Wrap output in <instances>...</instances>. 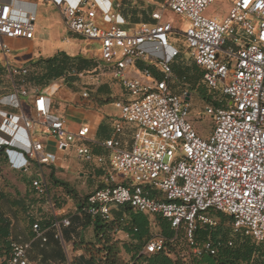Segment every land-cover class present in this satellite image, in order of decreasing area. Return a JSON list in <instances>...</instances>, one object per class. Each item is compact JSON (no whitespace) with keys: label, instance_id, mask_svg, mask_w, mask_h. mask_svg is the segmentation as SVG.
<instances>
[{"label":"built area","instance_id":"1","mask_svg":"<svg viewBox=\"0 0 264 264\" xmlns=\"http://www.w3.org/2000/svg\"><path fill=\"white\" fill-rule=\"evenodd\" d=\"M142 1L152 8L149 22L132 21L135 0L130 6L123 0H0V54L11 87L0 95V155L9 158L13 169L28 173L31 166L37 168L32 190L38 198L48 197L52 210L44 169L57 163V154L43 138L52 139L57 152L75 146L79 159L97 166L107 162L112 177L76 210L84 221H111L119 206L161 216L176 237L184 234L197 258L216 255L219 246H233L232 239L223 243L210 234L198 238L200 230L218 229L220 214L232 219L233 235L264 242V0H235L222 19L204 15L216 0ZM39 3L56 5L73 35L101 46L95 67L68 71L53 80L50 91L55 93L56 84L69 76H86L101 85V76L108 75L130 96L114 101L118 121L111 136L96 144L107 157L94 152L89 127L72 131L65 118L52 115V93L32 87L28 80L31 63L9 61L16 42L35 38ZM176 34L181 35L180 47L171 42ZM182 55L193 59L203 74L206 113L214 122L206 137L189 118L192 94L186 77L173 68ZM178 85L184 87L181 93ZM22 98L32 99V118L12 112L22 109ZM128 124L136 127L129 150L119 140ZM53 216L49 228L38 220L31 225L30 240L12 233L9 252L0 246V264H37L30 258L32 244L45 245L50 230L70 248L64 230L72 227V218ZM72 240H78L76 234ZM164 246L165 239L156 235L142 253L153 255ZM67 263L73 261L68 258Z\"/></svg>","mask_w":264,"mask_h":264},{"label":"rangeland","instance_id":"2","mask_svg":"<svg viewBox=\"0 0 264 264\" xmlns=\"http://www.w3.org/2000/svg\"><path fill=\"white\" fill-rule=\"evenodd\" d=\"M130 5V0H126L125 6ZM229 8L230 5L227 3V1L216 0L209 8H207V10L204 12V15L206 17L224 16L228 13ZM151 11L152 8H144L138 9L136 10V12L134 11L136 15H134L133 12L132 14L134 15V18L138 19V21L147 22L151 21ZM132 21L135 22L136 19H132ZM181 26L182 28L184 27L183 24H181ZM179 39H181V35L176 34L173 36V40L171 42L174 46L180 47L182 45ZM100 51L101 46L98 43H91L78 36H75L67 29L64 19L62 18L59 9L56 5L51 3H40L37 9L35 38L31 41V43L25 40L16 42L12 54L9 56V61L11 64L14 65L26 64L29 61H34L33 66L37 70L40 68L38 62L39 60L37 59H48L59 52H64L70 55L71 57L84 56L86 59H93L94 56L99 55ZM26 54L28 55L26 56ZM175 63V70L179 73V75H181L183 72H185L186 74L187 72V74H190L191 76H194L193 78H195V87L197 88L190 89L192 99L190 101L191 108L189 118L195 128L200 132V134L203 137H206L212 131L214 127V122L213 119L206 113V104L204 98L207 96L208 93L205 94L203 90L206 89L205 84L202 82L203 74L199 71L194 60L185 55L179 57ZM0 67L3 69L5 68L4 59H0ZM52 82L53 80L49 79L48 77L45 80H38V84L47 86V90L51 86H53ZM68 86H72L71 82L68 83ZM183 90L184 87L180 85H178L176 88V91L179 93H181ZM52 100L55 106L57 107H59L62 103L58 96H54ZM134 133L135 131L133 130V127L129 126L127 128L126 134L133 136ZM37 134L39 133L37 132ZM43 143L48 148L47 144L49 142L46 141L45 138H43ZM70 160V157L66 158V161ZM73 161L78 162L74 159ZM44 170L45 173L48 174L47 168H45ZM0 172L2 173V180L0 182V193H3L7 197H11L14 199H17L18 197L23 199L22 197H28L32 195V193L30 192L29 182L31 176L37 172V168L35 166H31L30 171L28 173L18 172L10 168L7 159H2L0 160ZM48 184L50 194L49 197L52 198L51 187L53 186V183L49 181ZM24 186H26V188H22ZM56 198L57 197H55L52 201V205H55L56 207L54 206V210H52L51 206L49 208V212L47 213H41L43 212V209L40 208L38 201L32 199H29V202H25L24 200H22L24 201L23 205L15 207L18 208V213H6V219L10 222V224L13 225L11 229L14 236L17 239L21 237V240L31 239L32 235L30 232V227L34 223H32L31 219L41 221L40 223L42 224V226L44 225L46 226V228H49L53 223L52 213H57V208L62 207V205L64 204V202H60L59 200H56ZM45 203H47V201ZM74 204H78V201H75ZM112 213L113 220L110 222H113L115 225L114 229L111 231L110 234L111 238L113 239L112 242H118V245L120 246L122 251L123 260L128 264H133L131 256L127 254L122 248L124 243H130L132 241V237L127 233L126 230H124L126 227H130L131 225L129 216L127 214L122 215L123 213H126V208L119 206L117 208H114ZM115 214L122 216L116 217ZM219 218L224 224V226L222 227V233H225L223 236L224 238L232 239L235 243L243 239H247L245 237H242L241 235L232 234L230 218L222 215H219ZM85 223L87 225H90L88 219L85 220ZM160 226L161 225L159 219L156 220L154 217H150V235L145 241L144 246L148 240H150L156 235L161 234ZM49 233H51L54 237L55 233L53 230H50ZM83 240L84 242L94 241V244L91 245V249L87 250L88 252L84 251L83 253H81L77 252V249H84H82L79 244L77 246L67 248V250L56 239H54V241L50 239L49 244L46 245V247L44 248L45 251H47V253H51L54 249H61L64 255V260L53 257H49L48 261L46 259L42 260L41 256L44 254L42 251L43 248H41L40 243H38V245H34V248L31 252V260L32 262L37 264H51V261L56 262L57 264H68L67 260L68 258H70V260L73 261V263L75 264L76 261H78L81 257H84V255L86 254H88L89 257L93 255L96 257L104 258L103 254H98L94 248L97 245V240L95 238V234L92 228L86 230ZM75 247H77V249H75ZM89 247L90 246H88L87 248ZM176 251L179 253V255H183V253L188 252L187 249L180 246L176 248Z\"/></svg>","mask_w":264,"mask_h":264},{"label":"crops","instance_id":"3","mask_svg":"<svg viewBox=\"0 0 264 264\" xmlns=\"http://www.w3.org/2000/svg\"><path fill=\"white\" fill-rule=\"evenodd\" d=\"M126 0H123L125 4ZM232 7V4L235 0H224ZM40 4V3H39ZM149 8L147 4L142 0H135L134 9H144ZM229 8V10H230ZM133 9V10H134ZM60 12V11H59ZM229 13V11H228ZM227 13V14H228ZM61 14V13H60ZM215 16L220 19L225 16ZM19 42V41H18ZM31 43V41H29ZM90 42V41H89ZM93 43V42H91ZM28 54H26L27 56ZM0 58L3 59V56L0 54ZM96 56L93 57V59ZM27 63H30L27 62ZM100 80L102 84H93L88 81V78L81 77L77 80L71 81V87L68 86L69 82H61L59 81L56 84V91L52 93L50 89L39 87L40 89L47 90L52 93L50 97V110L53 116L63 117L66 119L67 126L72 131H77L79 128L83 126H87L90 128V138H92L95 143L94 152L97 154H101L107 157V151L103 148L97 147V143L102 142L109 138L113 132L114 126L118 121L120 112L114 106L115 100H128L130 96L123 89V87L112 80L110 76H101ZM53 83V82H52ZM3 85H9L8 81H5ZM35 84L31 82V86L34 87ZM36 86V85H35ZM9 87H0V95L4 93H9ZM85 91L89 92V97H83V93ZM54 96H58L62 101L59 107L55 106L53 102ZM32 99L30 98H22L21 104L22 109H13L12 112L19 114H25L27 117L32 118L34 116ZM131 126L133 130H136L134 125L128 124L124 127L123 131L119 134V140L121 141L122 147L124 149H131L133 136L126 134L127 128ZM134 135V134H133ZM49 143L48 150L50 152H56L57 154V163L53 166H46L48 170V180L53 183L52 188V198L51 201L55 197L56 200L60 202H64L62 207L57 208L59 219L64 217H71L73 226L69 229H66V242L70 244V247H73L72 235L78 234L79 238L82 240L84 238V234L87 229H93L92 225L86 226L84 224V220L76 216V210L80 203L83 201L85 197L94 192L99 188H103L106 186L107 180L112 177V173L107 165V162L102 166H97L94 164L87 163L78 158L75 146L71 149L64 152L55 151V144L52 139L47 140ZM70 157V161H66V158ZM2 159H7L9 165V158L3 156ZM77 160L78 162L73 161ZM11 168V167H10ZM18 172H22L18 169H13ZM1 173V172H0ZM6 173V172H5ZM2 174V173H1ZM7 174V173H6ZM53 174V179H52ZM34 175V174H33ZM32 175V176H33ZM31 176V178H32ZM31 178H30V192L32 195L28 197H18L17 199L8 197L9 200L12 201H21L22 203L29 202V199L37 200L40 208L43 209L41 213L49 212V208L51 207L50 200L48 198H38L35 195V192L31 187ZM2 180V179H1ZM0 180V182H1ZM55 180V181H54ZM57 181V182H56ZM15 182V181H14ZM67 187H65V185ZM26 188V186L22 187ZM24 200V201H22ZM47 203H45L46 201ZM78 201V204H74V202ZM49 205V206H48ZM65 211V212H64ZM6 213H18V208H10L8 211H4ZM53 214V213H52ZM55 219V216H53ZM77 235V237H78ZM94 244V241H85V245ZM92 248V247H91ZM77 252L83 253V250L77 249Z\"/></svg>","mask_w":264,"mask_h":264},{"label":"trees","instance_id":"4","mask_svg":"<svg viewBox=\"0 0 264 264\" xmlns=\"http://www.w3.org/2000/svg\"><path fill=\"white\" fill-rule=\"evenodd\" d=\"M136 10L138 9H134L132 11L134 15H136L135 14ZM134 15L132 19H136L135 23L140 22L138 21L137 18H134ZM37 60H39L38 62L40 68L36 70L35 67L33 66L34 61H30V63L33 66V72H31L28 80L30 84L32 82L35 85H38L40 87L42 86L45 88L47 86L38 84L39 79L45 80L48 77L49 79L54 80L65 76L66 73L72 69H74L77 73H82L83 71L92 69L93 67H95L96 64L95 59H86L84 56L71 57L70 55L64 52H59L53 57L48 59L40 58ZM175 65L176 63H174L173 65L174 71L176 74L179 75V73L176 72L175 70ZM5 75H6V68L3 69L0 67V87L1 86L9 87L11 91L10 85H3L4 82L6 81ZM179 76L186 77L185 86L189 88V90L197 88L195 87L196 83H195V78H193L194 76L187 74V72L186 74L185 72H183ZM77 79H79V77L76 75L69 76L66 78V82H71ZM203 90L204 93L206 94L207 89H203ZM2 158L3 155H0V160H2ZM51 177L53 179L54 177L53 174ZM65 187H67V185H65ZM20 205L21 206L23 205L21 201L9 200V198L6 195L0 193V246L4 247L6 253L9 252V248H10L9 238L12 234V229L10 222L6 219V215H5L6 212L4 211H8L10 208H14ZM122 207L126 208V213H123L122 215L127 214L130 218V223H131L130 227H126L124 230H126L127 233L132 237V241L130 243H124L122 248L127 254L131 256L133 264H264V242L257 243L251 239L253 241L252 242L251 240H249L250 238L243 239L241 241H238L237 243L234 242L232 247H227L224 245L219 246L216 255L207 254L200 258L194 257L189 252V248L187 246L184 234L181 233L178 237H176V234L172 230L170 223L161 216H154V218L156 220L157 219L160 220V225H161L160 236H162L165 239L164 249L159 253L147 256L143 254L142 251L144 248V243L150 235L151 216L134 211L128 206H122ZM122 215L115 214L116 217ZM230 220L232 219L230 218ZM31 221L33 223L36 220L31 219ZM89 222L90 225H92L94 228V234L97 240V245L94 248L98 254L102 253L104 258L96 257L93 255L89 257V255L86 254L84 255V257H81L78 261H76L75 264H128L122 258V251L120 246L118 245V242H112L113 239L111 238L110 234L111 231L114 229L115 226L114 223L110 221H104L100 218H98L94 223H91L90 220ZM84 224L86 226H89L85 222ZM223 226L224 224L221 220L218 229L212 231V233H208L205 230H200L198 232V238L202 240L205 239L210 234L213 240L215 241L219 240L225 243L229 239L223 237L225 234L222 233ZM42 227L46 228V226L44 225ZM77 235L78 234L76 233V236ZM47 236H48V242L45 245H42L41 241H35L32 244V250L34 248V245H38V243H40V247L43 248V250L42 249L41 250L44 253L41 256L42 260L46 259L48 261L49 257L60 258L61 260H64V255L61 249H56V250L54 249L51 253H47V251H45L44 248L46 247V245L49 244L50 239L52 241L56 239L55 235L53 237L51 233H48ZM64 239L65 241L67 240L66 230H64ZM77 239L78 240L74 242L73 247L79 244L82 247V249H84L83 251L88 252L87 250L91 249V247L87 248L90 245L84 246L85 242L83 239L81 240L79 238V235ZM56 240L59 242L58 239ZM178 246L187 249L188 252L183 253V255H179V253L176 251V248ZM75 249H77V247H75ZM30 258H31V253H30ZM50 263L52 264L56 262L51 261Z\"/></svg>","mask_w":264,"mask_h":264},{"label":"water","instance_id":"5","mask_svg":"<svg viewBox=\"0 0 264 264\" xmlns=\"http://www.w3.org/2000/svg\"><path fill=\"white\" fill-rule=\"evenodd\" d=\"M187 100H189V97H187Z\"/></svg>","mask_w":264,"mask_h":264}]
</instances>
